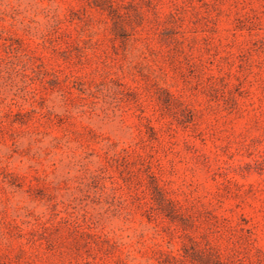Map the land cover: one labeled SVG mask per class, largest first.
I'll list each match as a JSON object with an SVG mask.
<instances>
[{
	"label": "rangeland",
	"instance_id": "1",
	"mask_svg": "<svg viewBox=\"0 0 264 264\" xmlns=\"http://www.w3.org/2000/svg\"><path fill=\"white\" fill-rule=\"evenodd\" d=\"M0 264H264V0H0Z\"/></svg>",
	"mask_w": 264,
	"mask_h": 264
}]
</instances>
